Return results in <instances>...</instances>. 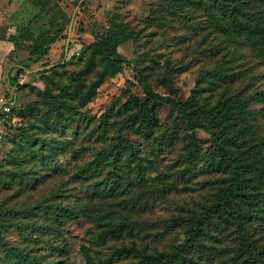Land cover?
<instances>
[{"label": "rangeland", "instance_id": "obj_1", "mask_svg": "<svg viewBox=\"0 0 264 264\" xmlns=\"http://www.w3.org/2000/svg\"><path fill=\"white\" fill-rule=\"evenodd\" d=\"M211 1L0 0V37L16 32L20 41L7 54L12 43L0 39V90L7 97L15 95L11 125L19 127H11L10 137L0 145V182L4 184L8 173L17 181L21 171L40 178L33 186L18 189L14 183L10 189H0V214L5 208L17 212L2 213L1 224L20 218L22 210L27 212L23 219L29 221L23 231L13 226L2 230L0 264H21L16 251L33 253L42 264L49 259L55 264H146L137 257L116 256L114 249L134 244L146 253L171 252L183 240L190 217L210 203L215 187L228 176L212 164L213 146L205 129H190L175 108L162 102L151 136L129 128L120 134L130 142L132 155L127 176L112 190L104 184L110 165L95 171L94 155L120 139L121 119L134 109L132 101L143 97L139 75L162 95L179 100L193 95L194 107L201 112L232 94L245 98L252 116L247 122L238 121L234 136L238 141L248 139L245 145L264 137V52L242 37H231L227 12L223 15ZM241 1L242 10L255 8L251 0ZM50 20L57 27L66 24V30L47 54L27 61L23 45L30 43V35L25 29L36 35L42 26L52 33ZM114 23L136 35L118 44L119 68L102 71L105 59L86 45ZM21 61H27L26 70L15 74L19 67L12 66L7 81L8 68ZM217 70H222L224 79L215 74ZM97 80L82 101L88 85ZM245 124L242 133L239 127ZM4 126L8 131L9 125ZM191 133L198 138L195 156L189 152ZM27 136L52 142L51 149L40 150L46 159L25 147ZM259 154L264 157V146H259ZM246 195L242 205L247 214L240 227L254 247V257L236 252L238 219L219 218L209 226L210 235L201 246L185 253L182 264H264V184L252 178ZM38 200L68 208L64 223L47 228L46 215L32 206ZM114 221L128 225L122 235H107L97 242ZM82 245L89 247L92 262L85 259Z\"/></svg>", "mask_w": 264, "mask_h": 264}, {"label": "trees", "instance_id": "obj_2", "mask_svg": "<svg viewBox=\"0 0 264 264\" xmlns=\"http://www.w3.org/2000/svg\"><path fill=\"white\" fill-rule=\"evenodd\" d=\"M249 2H253L255 8L246 6L247 10H242L241 0H213L210 4H217L222 14L223 11L227 12L225 16L228 21L229 34L231 37H242L254 49L264 52V16L260 17V11L264 13V0H251ZM79 4L82 6L83 1H80ZM39 10L41 11L42 7H40ZM44 12L46 13L47 9L44 10ZM38 17H40L39 14L36 15V20ZM64 17L66 21L70 19V16L64 15ZM53 23L54 21L50 20V24L53 25L52 33L47 27L42 26L39 28V32L36 35H32V29H25V34L30 35V43L23 45L28 50L27 61H36L41 56L47 54L50 50V45L61 36L60 34L64 29L66 30V24L65 27L64 25L57 27L55 23ZM14 34H16V32L10 33L6 37H0V39H6L12 43L13 48H11L9 53L14 52L15 48L20 44L18 40L19 35L17 37V35ZM135 35V31L127 29L124 24L114 23L107 26L104 31L86 46L92 53H100L105 59V66L102 71H106L107 68L117 70L122 60L117 51L118 44L124 39L133 38ZM64 59L60 64L64 63ZM27 61L18 63L19 69L15 71V74L22 70H26L25 65ZM221 71L222 70H217L215 74L219 78L224 79ZM10 76L11 75H9V79ZM138 80L142 82L143 97L141 100L135 99L132 101L134 109L121 119V125L117 129L119 136L126 128L133 130V132L140 133L145 137L151 136L157 125L158 105L162 102L169 103L176 109L181 119L190 129L202 128L210 134L214 155L212 164L214 167L226 171L228 176L225 183L215 187L213 198L210 203L205 206L200 213L190 217L184 238L175 245L173 251H154L153 253H146L137 248L134 244H131L129 246L123 245L115 248L114 253L116 256L129 255L137 257L140 262L146 264H170L173 260L182 264L186 261L185 253L190 249L201 246L204 237L210 235L208 231L209 226L211 224H216V220L222 218L230 221L238 219L239 245L236 252L237 254L243 252L246 253L247 256L254 257V247L246 237L244 231L241 230L240 222L245 216L244 214H247L246 211L243 212L242 204L247 200L246 187L249 181L254 178L256 182L264 184V157L259 154V146H264V137L260 138L255 144L245 145L248 139L242 138L238 141V138L234 136V133L238 132L237 129L234 128L238 121L243 120L247 122L252 116V113L247 111V100L232 94L218 100L212 106L201 112L194 107L195 100L193 101V95L186 100H179L170 95H162L152 90L150 86L143 81L141 75L138 76ZM98 81L99 80L94 81L88 85L86 91L81 96L82 101L87 99ZM18 86L19 83L16 84L17 88ZM13 113L14 108L12 107L4 123V125H9L8 131L4 129V140L10 137V129L13 127L11 122L14 120ZM246 126L247 124L241 125L239 130H242L241 132L244 133ZM17 128L19 127L14 125L13 129L17 130ZM25 142L27 143L25 147L30 149L33 155H38L40 159H46V157H43V153L40 150L42 148L51 149L53 146L49 139L39 137L27 136ZM227 142L228 144H233L234 147L227 145ZM188 146L190 155L195 156L198 148V138L192 133L189 135ZM130 147V142H124L122 136H120V139L112 146L101 149L94 155L95 171H102L105 169V166L110 165V169L107 171L109 180H104V184L108 185V189L112 190L118 187L122 179L127 176L126 167L129 165L132 155ZM23 150L25 149L23 148ZM20 159L25 162L24 156H21ZM137 170H139L138 167ZM83 171L84 170H79V173L83 174ZM21 173V177L17 179V181L15 180V175L8 173L7 177L2 178L4 184L0 182V189L3 187L10 189L13 187L14 183H16L18 189H21L23 185L26 184L33 186L36 181L40 179L36 176L25 175L22 171ZM32 206L46 215L45 226L47 228L58 227V223L62 225L65 221L64 217L70 213V210L63 205L59 203H49L44 200H38ZM2 213L17 214L16 211H12V208H5L1 214ZM20 213L22 215L17 216L20 218L8 220L7 223L4 222L1 224L0 219V243L2 245H4L1 239L2 230L6 231L9 227L13 226L17 230L23 231L29 225V221L23 219L27 214L26 210H22ZM179 220L183 219L180 218ZM127 226L128 225L124 221L110 222L106 229L96 237V241L103 242L107 235L111 237H120ZM56 237L53 238L55 239ZM81 248L84 252L85 259L88 262H92L93 256L89 252V247L82 245ZM16 254H18L21 264H23V261H27L30 264H42L38 256L28 251L20 253L16 251ZM45 263L55 264V260L49 259L46 260Z\"/></svg>", "mask_w": 264, "mask_h": 264}, {"label": "built area", "instance_id": "obj_3", "mask_svg": "<svg viewBox=\"0 0 264 264\" xmlns=\"http://www.w3.org/2000/svg\"><path fill=\"white\" fill-rule=\"evenodd\" d=\"M65 52H67V47H65ZM15 99V95L13 94L9 97L5 96V94L0 96V145L4 141V123L9 116L12 105L15 103Z\"/></svg>", "mask_w": 264, "mask_h": 264}, {"label": "crops", "instance_id": "obj_4", "mask_svg": "<svg viewBox=\"0 0 264 264\" xmlns=\"http://www.w3.org/2000/svg\"><path fill=\"white\" fill-rule=\"evenodd\" d=\"M11 48H13V46L11 47ZM11 48L8 50V53L7 54H9V51L11 50ZM14 64V65H13ZM13 64L10 66V68H8V70L6 71V79H7V81H9V74H10V72H11V70L13 69V67L12 66H15V65H18V63L16 64V63H14L13 62ZM11 75V74H10ZM3 90V88H1V90H0V96L2 95V93H1V91Z\"/></svg>", "mask_w": 264, "mask_h": 264}]
</instances>
